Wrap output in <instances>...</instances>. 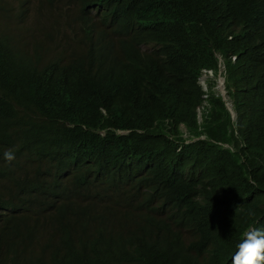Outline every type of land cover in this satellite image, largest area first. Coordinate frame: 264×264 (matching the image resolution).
Here are the masks:
<instances>
[{
  "label": "trees",
  "instance_id": "16d2710c",
  "mask_svg": "<svg viewBox=\"0 0 264 264\" xmlns=\"http://www.w3.org/2000/svg\"><path fill=\"white\" fill-rule=\"evenodd\" d=\"M59 1L47 60L0 29V264H227L264 229V0Z\"/></svg>",
  "mask_w": 264,
  "mask_h": 264
},
{
  "label": "rangeland",
  "instance_id": "374dc122",
  "mask_svg": "<svg viewBox=\"0 0 264 264\" xmlns=\"http://www.w3.org/2000/svg\"><path fill=\"white\" fill-rule=\"evenodd\" d=\"M24 2L22 5L20 0L0 2V29L8 30L14 35L15 41L12 44L25 54L26 58L34 57V47L39 44L44 48L43 59L47 60L52 56L55 46L54 40L48 37V34L53 33L58 27L59 32L55 33L56 36L73 33L71 29L66 28L63 19L60 20L61 25H56V13H69L77 17L78 12L59 0L55 1L53 6H50L46 0H24ZM75 29L78 31V24ZM64 48H67V44H64ZM207 78L209 77L206 74L203 75L205 89ZM215 90L218 91L216 87Z\"/></svg>",
  "mask_w": 264,
  "mask_h": 264
},
{
  "label": "clouds",
  "instance_id": "9594fccd",
  "mask_svg": "<svg viewBox=\"0 0 264 264\" xmlns=\"http://www.w3.org/2000/svg\"><path fill=\"white\" fill-rule=\"evenodd\" d=\"M70 22L72 19L70 18ZM73 33V38H74ZM221 61L219 60V63ZM219 74L216 79V88L218 94L222 97V100L225 101L226 108L231 114L232 119H235V116L231 110V104L227 101L226 92L224 90V78L221 75L224 67L219 65ZM207 75V80L213 77L212 71L204 70L202 71V76L200 78L199 84L203 87L204 82L202 81L203 75ZM205 80V86L206 81ZM204 88V87H203ZM206 91L207 89H203ZM199 111V109H198ZM200 115V111L198 112V116ZM2 158L7 163H11L15 159V153L12 149H7L3 152ZM259 227L256 225H251L246 232L240 243L238 245H234V248L230 252L229 260L227 264H264V229H258ZM185 246H189L188 242H185ZM135 254V253H134ZM131 264H141L136 261H132ZM162 264V263H160Z\"/></svg>",
  "mask_w": 264,
  "mask_h": 264
}]
</instances>
